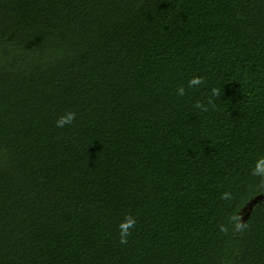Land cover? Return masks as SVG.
<instances>
[{
  "label": "trees",
  "instance_id": "16d2710c",
  "mask_svg": "<svg viewBox=\"0 0 264 264\" xmlns=\"http://www.w3.org/2000/svg\"><path fill=\"white\" fill-rule=\"evenodd\" d=\"M262 160L264 0H0V264H264Z\"/></svg>",
  "mask_w": 264,
  "mask_h": 264
},
{
  "label": "clouds",
  "instance_id": "9594fccd",
  "mask_svg": "<svg viewBox=\"0 0 264 264\" xmlns=\"http://www.w3.org/2000/svg\"><path fill=\"white\" fill-rule=\"evenodd\" d=\"M191 84H198L200 83L199 78H194L191 82ZM180 94L183 95V89L181 88ZM75 118V113H69L66 116L61 117L56 123L57 127H63L65 124L71 123L72 120ZM264 171V160L260 162V164L257 167V172ZM134 223V221H129L126 224L121 225L122 231H121V243H126V237L128 235V228Z\"/></svg>",
  "mask_w": 264,
  "mask_h": 264
},
{
  "label": "rangeland",
  "instance_id": "374dc122",
  "mask_svg": "<svg viewBox=\"0 0 264 264\" xmlns=\"http://www.w3.org/2000/svg\"><path fill=\"white\" fill-rule=\"evenodd\" d=\"M241 220H244V217H242V219Z\"/></svg>",
  "mask_w": 264,
  "mask_h": 264
}]
</instances>
